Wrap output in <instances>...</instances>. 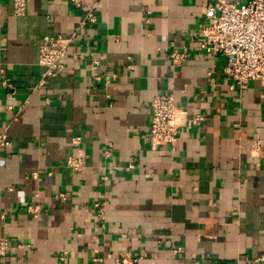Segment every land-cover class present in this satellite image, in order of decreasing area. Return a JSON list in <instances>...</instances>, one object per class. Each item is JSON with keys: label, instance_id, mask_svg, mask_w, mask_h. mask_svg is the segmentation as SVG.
<instances>
[{"label": "crops", "instance_id": "0c3cea01", "mask_svg": "<svg viewBox=\"0 0 264 264\" xmlns=\"http://www.w3.org/2000/svg\"><path fill=\"white\" fill-rule=\"evenodd\" d=\"M26 1L17 17L14 0H0V133L12 144L0 149V238L11 243L0 264L264 256V87L232 88L224 60L205 52L179 66L169 58L197 47L210 0H83L98 16L85 27L68 0ZM45 34L74 44L66 70L38 87ZM167 93L203 120L154 149L150 105ZM75 138L77 171L67 166Z\"/></svg>", "mask_w": 264, "mask_h": 264}, {"label": "built area", "instance_id": "2783aa9c", "mask_svg": "<svg viewBox=\"0 0 264 264\" xmlns=\"http://www.w3.org/2000/svg\"><path fill=\"white\" fill-rule=\"evenodd\" d=\"M72 8L84 11L81 27L95 25L98 16L95 6L85 7L83 0H68ZM27 11L26 0H14L13 13L17 17L24 16ZM200 41L195 48L184 47L173 49L169 58L174 66L192 59L196 54L205 52L210 56H218L224 60L225 78L232 83V88L246 89L252 82H259L264 87V0H248L245 3L227 0H210L205 20L199 29ZM74 44L73 37L61 34H45L39 46L38 66L44 69L39 81L44 86L50 79L56 78L66 70L65 60L70 58L69 48ZM79 52L71 58L78 59ZM99 61L91 64L92 77L101 81L98 73ZM4 86L11 87L8 80ZM150 129L146 142L154 149L173 145L184 128L194 127L202 122L199 113L190 116V108L180 105L173 94H160L153 98L150 105ZM79 138L72 141V155L67 166L75 171L84 163V155L78 148ZM6 131L0 133V149L11 147ZM259 143H255L253 156L258 155ZM11 243L0 238V256L5 257ZM138 259H130L127 254L118 258V264H138ZM249 264H264L261 256Z\"/></svg>", "mask_w": 264, "mask_h": 264}]
</instances>
